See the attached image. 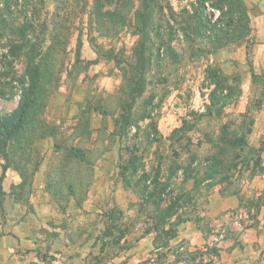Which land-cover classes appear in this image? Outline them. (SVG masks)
I'll use <instances>...</instances> for the list:
<instances>
[{"label":"rangeland","instance_id":"obj_1","mask_svg":"<svg viewBox=\"0 0 264 264\" xmlns=\"http://www.w3.org/2000/svg\"><path fill=\"white\" fill-rule=\"evenodd\" d=\"M7 1L0 0V116L12 111L18 103L19 79L26 63L23 53L12 51L11 47L22 44L26 49L30 43H38L42 46L39 54L44 57V45L51 39L49 27L58 4L57 0L47 3L9 0L10 11L5 6ZM98 1L103 9L108 7L113 11L104 25L99 24L101 21L95 15L102 10L94 6L95 0H68L71 12L66 35L50 56L53 64L50 66L48 62V73L44 71L46 66L40 65L43 75L47 73L48 93L44 98L37 94V98L41 97L40 105L27 112L22 126L10 139L0 126V197L4 172L9 168L20 172L22 177L17 186L12 184L11 192L24 201L28 199L34 189L33 182L43 180L38 172L44 162L47 188L62 187L66 197L73 194L79 200H93L97 194L95 201L102 203L109 197H120L123 204L112 208L108 216L109 225L116 220L120 222L116 233L124 226L154 230L150 215L155 217V211L164 206L142 204L137 183L145 173L140 177L139 187L145 181L150 189V181L160 168L157 179L164 182L170 176L173 191L170 195L184 192L191 198L180 202V208L167 223L154 230V242L162 248L150 264L177 261L206 264L217 258L215 254L220 248L231 251L235 242L242 246L241 231L246 228L261 231L259 225H263L261 219H264V190L251 197L242 193L249 170L260 157L258 149L246 140L244 145L240 142L229 146L231 152L223 156L219 175L212 178L204 175L208 157L218 151L222 136L236 141L245 138L251 129V111L245 115L244 122L237 114L226 120L213 114L207 117L208 104L203 95L208 85L204 72L207 54L215 45L204 37L205 26L211 19L209 9H219L222 13L224 3L236 0H156L151 24L145 22L141 32L135 29L140 22L139 0ZM143 18L150 20L144 14ZM23 26L30 41L20 32ZM78 95L82 99L76 110ZM203 104L205 110L200 112ZM173 107L180 111L177 115L181 121L176 125L168 113ZM70 115L72 118L67 117ZM115 121L128 123L122 128L121 137ZM224 121L227 125L222 127ZM115 144L119 146L116 169L111 172L107 166L114 187L107 192L101 190L103 194L98 195L97 168L103 164V155ZM133 157V163H129ZM121 165H127L128 178L137 166L129 186L120 175ZM178 166L189 173L187 179L183 180L180 168L174 175ZM211 186L225 193H238L239 208L208 218L206 195ZM133 198L135 202H131ZM127 217H131L129 221ZM185 220L196 223L206 236L212 235L205 247L189 250L184 241L170 242L164 231L172 234L177 231V224ZM259 258L254 256V262H264V254Z\"/></svg>","mask_w":264,"mask_h":264},{"label":"crops","instance_id":"obj_2","mask_svg":"<svg viewBox=\"0 0 264 264\" xmlns=\"http://www.w3.org/2000/svg\"><path fill=\"white\" fill-rule=\"evenodd\" d=\"M221 11L210 8L211 19L205 26L204 37L210 44L215 42L207 54L204 71L208 79L203 94L208 104L205 112L207 117L213 114L224 117L223 120L237 114L244 122L245 115L251 111V129L244 139L258 149L260 156L243 186L244 196L251 197L264 190V0L224 3ZM81 99L82 95L76 97V110ZM205 107L203 104L199 111ZM178 109L173 107L168 112L174 125L181 121ZM225 125L227 121L221 124ZM118 149V144L113 145L97 168L98 195L103 194L101 190L107 192L114 187L107 166L114 172ZM44 164L38 172L42 182H33L34 189L25 201L11 192L13 185L22 181L20 172L9 168L4 172L0 197V264H54L56 259L58 264H150L154 260L153 256L162 248L154 242V230L124 226L116 233L120 222L116 220L109 225V212L123 204L120 197H109L104 203L95 201L97 194L93 200H79L73 194L66 197L62 187L47 188ZM206 203L205 215L214 219L239 208L240 196L211 186ZM261 222V231L254 228L241 231L242 246L235 242L228 251L223 242V248L216 251L217 258L206 264H264L253 259L258 255L261 259L264 254V219ZM174 232L168 236L170 242L184 241L189 250L205 247L212 236H206L192 220L181 221Z\"/></svg>","mask_w":264,"mask_h":264},{"label":"trees","instance_id":"obj_3","mask_svg":"<svg viewBox=\"0 0 264 264\" xmlns=\"http://www.w3.org/2000/svg\"><path fill=\"white\" fill-rule=\"evenodd\" d=\"M41 1V0H40ZM105 3L112 2V0H104ZM120 1V0H119ZM5 3V6L8 10L11 11L12 6L9 2ZM42 2V1H41ZM57 7L55 8V11L52 16V22L51 26L49 27V36H51V39L49 40V43H46L44 46V51L45 55L44 57H49L52 56L53 52H55V48L60 45V41L64 38L66 35L67 31V26L66 22L68 23V18L69 14L71 12V9L68 5V0H57ZM100 2L98 0H95L94 6L96 7H103L99 4ZM204 3V2H203ZM139 12L137 13V17L140 19L139 25L135 28L138 32H141L143 29V26L146 22V24H151V19H152V8L156 7V0H139ZM113 14V11L106 8H102L100 12H96V16H98V19L101 21L99 24L105 23L106 20H108V17ZM143 14L145 15V18H150V20H142ZM144 19V18H143ZM46 24V22H45ZM42 24V27L44 26L46 30V25ZM26 31V26H23L22 29H20V32L22 33V36H24V39L26 41H30V36L27 37L25 34ZM32 32L34 34L35 30L32 29ZM44 34V33H43ZM140 44V43H139ZM141 45V44H140ZM140 47V46H139ZM12 51H15L16 49L18 50L19 53H23L26 59L25 63V69L22 73V76L20 77L19 81L21 83V89H20V95L18 99V103L16 107L10 111L9 113L4 114L3 116H0V126L2 128H5L6 130V137L7 139H10L13 134L22 126L23 120L27 115V112L31 109H35L40 105L41 97L37 98V94L41 95L43 98L45 97L46 93H48V88H47V78H45V75L48 73L47 68L53 64V61L50 59L49 61H46L44 57L39 54V50H42V46H40L38 43H33L25 49L24 45H19L18 47L16 45H13ZM16 50V51H17ZM49 62V63H48ZM41 63L46 66V71L47 73L43 75L42 69H40ZM133 67V66H132ZM45 78V81H41L42 79ZM218 112V111H217ZM34 114V112L32 113ZM33 116V115H32ZM116 122L117 126V133L119 136H123V130L122 128H126L128 123L127 121H123L125 124H121ZM226 126V125H225ZM120 136V137H121ZM229 139V140H228ZM232 137H227V136H222L221 140L218 145V151L210 155L208 157V163L207 167L204 171V175L209 174V178L215 177L216 175H219L221 173L222 167L224 165V158L223 156L225 155L226 152L230 151L229 146L233 147L234 145H238L240 142L244 145L245 144V139L244 138H238L236 141ZM222 144H228V146H224ZM231 152V151H230ZM76 156L82 157V154H76ZM237 157V155H235ZM227 157V156H226ZM134 157L132 158V162L130 161L129 163H133ZM139 160V158H138ZM259 162V158L255 161L256 166ZM137 166L139 167L140 164L138 163ZM137 166L134 169V172H136ZM181 169L182 175H183V180L187 179L190 175L187 171L182 166H178L175 169L174 175L177 174V170ZM127 165H121L120 167V175L122 177L123 182L125 183L126 186H129L132 184L133 178L131 176L134 175V172L132 173L133 175L129 176V178L126 176L127 174ZM193 170V167H192ZM188 173V174H187ZM142 175L144 176L145 173H142L139 176V183L142 180ZM160 175V168L157 170L155 176L152 178L150 181V184H152V187L149 189L148 185L145 184V181L140 185L138 184V196H140L141 203L146 205V204H151L155 206L163 205V209H157L156 216L154 217L153 215H150V218L153 219V228L155 231L159 230V225L166 224L165 221L171 217L173 214H175L180 208V202H182L184 199H190L191 196H188L184 192H179L176 193V195H170L172 193L171 189V183L170 176H168L164 182H159L158 177ZM208 178V179H209ZM147 180V179H146ZM138 181V180H137ZM193 182L195 184L196 179L193 178ZM157 192V193H156ZM156 197V198H155ZM193 198V197H192ZM157 218V219H156ZM162 229V227L160 226ZM165 235L170 236L174 234L175 232L173 231L172 234L170 231L165 230Z\"/></svg>","mask_w":264,"mask_h":264},{"label":"built area","instance_id":"obj_4","mask_svg":"<svg viewBox=\"0 0 264 264\" xmlns=\"http://www.w3.org/2000/svg\"><path fill=\"white\" fill-rule=\"evenodd\" d=\"M54 264H58V260L57 259L54 261Z\"/></svg>","mask_w":264,"mask_h":264}]
</instances>
